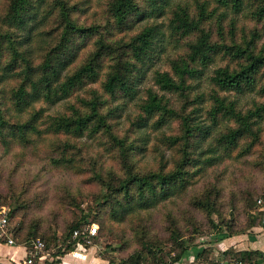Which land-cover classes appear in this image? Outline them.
Returning <instances> with one entry per match:
<instances>
[{"label": "trees", "instance_id": "trees-1", "mask_svg": "<svg viewBox=\"0 0 264 264\" xmlns=\"http://www.w3.org/2000/svg\"><path fill=\"white\" fill-rule=\"evenodd\" d=\"M169 0H109L107 7V21L109 28L123 31L131 30L138 22L148 21L139 32L132 35L126 42L108 40L101 32L103 26L79 23L74 16L77 4L69 0H6L0 8V145L4 148L16 143L24 147L34 144L37 139L51 136L49 146L57 153L51 157L55 166L81 171L77 164V149L75 143L59 136L78 138L87 133L89 138L98 134H106L114 142L121 159L122 175L109 169L105 174L99 173L95 166L89 167L100 185V201L104 207L108 204V219L123 222L141 211H148L163 202L174 199L192 190L206 171L212 167L218 158L217 150L229 152L237 147L239 140L248 138L246 150L254 146H261L259 160L264 164V41L258 48L255 39L264 36V0H214V6L209 8L207 0H194L196 11L189 12L187 5L177 4L169 10L167 30L169 36L189 37L194 40L188 45L186 55L170 58V70H156L153 74V84L156 90L148 88L146 96L139 104L144 116H139L137 128L143 129L151 126H160L168 123L169 118L180 121L181 134L167 136L165 141L171 145L179 141L180 156L172 169L165 171L162 166L158 169L145 172L136 171L129 160L128 151L130 144L113 133L112 125L107 121L104 111L105 102L91 90L89 98L76 96V103L68 102L63 112L55 114L44 113L47 108L59 102L68 101L77 92V89L93 83L99 78V71L105 59L110 60L108 71L102 81V88L110 95L117 92L133 95L135 82L131 74L137 69L136 63H144L160 37L164 35L158 23H149L150 19L162 17L166 12ZM255 2V5H254ZM252 5L250 17L261 24V32L253 29L251 38L242 43L227 46L217 40H212V33L207 25L216 22L217 33L222 38V23L228 15H238L244 7ZM254 5V6H253ZM51 19L55 25L48 28ZM35 21L42 23L38 34L42 41H47L42 49H32L24 33ZM229 27L236 24L235 17L228 18ZM30 31V30H29ZM58 32V39L51 44L53 34ZM95 34L94 49L87 59L75 69L71 66L75 62L76 49L81 42H86L90 35ZM48 36V39L42 38ZM92 37V36H91ZM176 38V37H175ZM38 50H40L38 52ZM229 54L240 63L235 68L217 66L209 74L206 70L213 64L218 54ZM206 74V75H205ZM208 77L214 85V92L210 94L211 106L208 114L214 125L218 118L230 124L218 138L217 145L209 143L205 149L200 145L210 137V130L201 129L189 113L171 105L170 99L165 94H176L182 100L188 101L191 81L201 77ZM158 91L162 92L161 95ZM222 92L223 95L219 93ZM255 94L259 100H253L248 107H242L240 96ZM196 98L200 99L197 95ZM43 104L35 108L34 104ZM26 113V116H22ZM13 120H12V119ZM73 149V150H72ZM72 150V151H71ZM70 156H68L69 152ZM78 151V150H77ZM207 152V156L204 153ZM92 167V168H91ZM216 187H204L200 192L191 196V205L196 210L204 213L211 230L216 234L215 241L240 234L228 223L219 220L221 213L217 206ZM0 205H4L1 204ZM217 215V220L213 216ZM249 216V215H248ZM14 217V211L8 212V223ZM252 217V216H251ZM142 217H137L132 226L131 241L135 246L124 259L115 263L108 258L111 264H166L164 248L161 242L154 240L149 228L142 224ZM169 224V242L173 247L174 255L170 262L176 263L188 255L191 248L199 247L193 244L194 237L185 236L170 216H166ZM98 231L106 232L109 227L105 220L98 219ZM145 223V222H144ZM254 220L248 221V228L254 227ZM85 224L87 227L85 228ZM96 224L88 221V215L74 218L61 234L58 240L52 237L39 238L36 232H29L24 239L19 238V224L10 228L14 244L30 248L37 240L43 243L44 249L51 250L52 243L57 249L51 254L60 257L73 252L77 246L85 245L89 238L88 226ZM97 225V224H96ZM186 225L191 226V233H199L195 220L186 217ZM78 234L74 236V232ZM222 233V234H221ZM220 235V237H219ZM15 238V239H14ZM87 248V247H85ZM54 249V248H53ZM207 248L200 247L195 259L208 261ZM75 252V251H74ZM37 255L31 264H37ZM220 261L225 264H264V252L261 250H223ZM105 259V258H104ZM48 264L46 260L38 262Z\"/></svg>", "mask_w": 264, "mask_h": 264}, {"label": "rangeland", "instance_id": "rangeland-1", "mask_svg": "<svg viewBox=\"0 0 264 264\" xmlns=\"http://www.w3.org/2000/svg\"><path fill=\"white\" fill-rule=\"evenodd\" d=\"M69 1L78 5L74 14L77 21L86 26L93 24L103 26L100 32L108 40L126 42L132 35L139 32L143 25L148 23V21L138 22L131 30H114L106 24L109 0ZM207 1L209 8L214 6V0ZM5 2L6 0H0V8ZM168 2L169 4L165 8L166 13L162 17L149 20L150 24L158 23L164 35L160 37V42L156 43L145 62L136 63L137 69L131 74V79L136 86L133 95H126L123 92L110 95L104 91L101 84L110 64V60L105 59L99 71V78L95 82L77 89V92L68 101L59 102L44 112L45 114L63 112L68 102L78 104L77 95L89 98L92 96L91 90L95 91V94L105 102L103 112L107 114L106 119L112 125L113 133L130 144L129 160L135 170L139 172L158 169L160 166L168 171L174 167L180 156V141L173 145L165 141L167 136L181 134L179 119L169 118L168 123L161 124L159 127L151 126V122L148 127L143 129H138L136 125L139 116H144L139 104L145 98L146 90L148 88L156 90V86L153 84L154 72L170 70L168 60L179 55H186L187 44L194 40V36L183 38L169 36L167 23L170 16L168 12L171 8L177 4L187 5L189 12L194 14L196 2L194 0H169ZM251 10L252 5L250 4L244 7L242 13L228 15V18L235 17L236 24L234 27H229L227 18L221 24L224 28L222 38L217 33L216 22L211 21L207 25L212 33L211 39L231 46L234 43L249 40L253 29H258L261 32V24L250 17ZM54 25L55 19H51L48 28ZM41 29L42 23L40 22L39 25L38 21H35L24 33V37H27L28 41L33 44V50H41L47 43V41H42L37 33ZM96 37L95 34H92L87 37L86 42L78 41V43L81 42V45L76 49L77 55L71 69H75L87 59L94 49ZM42 38L47 40L48 36L42 35ZM57 39L58 32L56 35L53 34L51 44L54 45ZM263 41L264 36L255 39L258 48ZM239 63V59L236 60L229 54L221 52L206 70V74H209L217 66L235 68ZM191 82L193 88L190 89L187 104L185 100L181 101L176 94H165V96L169 97L171 105L180 110L186 105L184 108L186 114L194 108L195 110L190 116L194 118L199 130H210V137L207 141H202L200 149H205L209 143L216 147L215 145L218 146V144L215 138H218L230 123L221 121L220 118L216 125L211 121L208 114L212 103L210 94L216 88L210 83L208 77L203 76ZM158 94L161 95L162 92L158 91ZM219 94L223 95L222 92ZM197 95L200 96V99L196 98ZM255 99L259 100V97L253 93L243 95L239 98V104L246 108ZM34 106L38 108L44 105L35 103ZM26 115L23 113L22 116ZM261 137L264 141V133L261 134ZM59 138L68 139L76 144L77 149L74 152L77 154V164L82 168L81 171L55 166L51 162V157L57 156L55 150L49 146L50 139H53L51 136L39 138L28 147L16 143H11L7 148L0 145V203L7 206L10 211H14V217L9 221L10 228H15L18 224L21 227L18 230L19 238L16 237L17 242L24 239L29 232L34 231L37 238L40 235H44V238L54 235L60 239L65 228L75 217L79 218L86 214L88 221L97 225L99 218L105 220L109 229L106 232L98 231V234L89 238L85 245L77 246L74 250L76 252H71V256L73 255L85 264H89L94 255L97 257L94 264H110L108 258L119 263L133 251L135 246L130 237L132 226L137 217L143 218L141 220L145 223L142 224L150 229L153 239L161 242L164 253H160V255L164 256L166 264H210L207 260L195 259L200 247L207 248V258L213 263L219 260V264H225L220 261V253L226 249L233 251L261 250L264 252V164L258 161L262 147L254 146L247 151L245 145L249 141L248 138L239 140L237 147L229 152L217 150V154L220 155H218L216 163L212 167L206 168L204 175L194 183L192 190L181 196L173 197L174 199L163 202L148 211L138 212V215L135 214L136 217H130L123 222L108 219L106 213L109 211V206L107 204L104 207L101 204L100 185L92 178L93 173L89 171V167L94 165L102 175L109 169L122 175V163L114 142L106 134H98L92 138H89L87 133L78 138L60 135ZM206 153L204 156H207ZM204 187H216L217 196L215 195V198L221 213L219 220L230 224L234 230L242 231V233L225 237L219 242L215 241L217 236L214 234V230H211L205 214L191 205V196L200 192ZM166 216H170V219L183 230L186 237H194L193 244L199 246L191 248L188 255L176 263L170 262V257L174 255V252L169 242V232L167 231L169 221ZM188 216L195 220L196 227H199V233H191V226L186 225ZM213 218L217 220V215H214ZM251 218H253L255 226L248 228L247 224ZM86 225L88 224H85V228ZM51 243V250L46 248L41 252V254H45L43 260L40 261L38 257L34 259L37 264L44 260L48 264L57 263L55 262L57 257L51 254L57 249L53 242ZM85 247H89L88 252L85 251ZM150 264L156 263L150 260Z\"/></svg>", "mask_w": 264, "mask_h": 264}, {"label": "built area", "instance_id": "built-area-1", "mask_svg": "<svg viewBox=\"0 0 264 264\" xmlns=\"http://www.w3.org/2000/svg\"><path fill=\"white\" fill-rule=\"evenodd\" d=\"M260 203V200H258ZM8 212L9 209L5 205H0V241L9 245L14 244L12 233L10 232L9 223H8ZM98 225L91 224L87 228V232L89 236H94L97 233ZM78 234V231L74 232V236ZM88 241V240H87ZM43 243L40 241H36L32 244L30 248H26L27 254L23 261V264H31L33 262V258L37 255L38 259L41 261L45 258V254H41L43 252Z\"/></svg>", "mask_w": 264, "mask_h": 264}, {"label": "crops", "instance_id": "crops-1", "mask_svg": "<svg viewBox=\"0 0 264 264\" xmlns=\"http://www.w3.org/2000/svg\"><path fill=\"white\" fill-rule=\"evenodd\" d=\"M85 251H89V247L84 248ZM76 252V251H75ZM73 253V252H72ZM27 251L26 248L22 245L13 244L9 245L0 241V264H23V261L26 257ZM68 253L60 257V261L56 264H85L84 262L76 259L73 255ZM97 261V257L92 258L89 264H94Z\"/></svg>", "mask_w": 264, "mask_h": 264}]
</instances>
